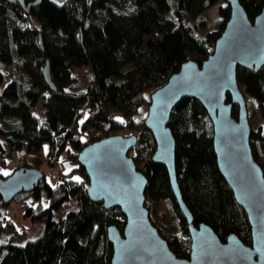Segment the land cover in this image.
I'll return each mask as SVG.
<instances>
[{
  "label": "trees",
  "instance_id": "1",
  "mask_svg": "<svg viewBox=\"0 0 264 264\" xmlns=\"http://www.w3.org/2000/svg\"><path fill=\"white\" fill-rule=\"evenodd\" d=\"M240 1L252 20L264 6V0ZM216 2V26L202 31L198 16ZM230 13L227 0H41L29 10L1 0L0 75L6 70L12 76L0 89L2 163L4 155L22 149L24 141L28 152L46 156L51 165L64 152L78 162V152L89 142L132 130L138 141L129 154L138 168L146 167V205L168 200L180 229L166 230L150 212L151 220L177 255L189 257L186 217L166 166L153 160L156 141L145 118L155 89L186 60L201 64L213 52ZM47 59L56 89L44 78ZM82 65L89 66L91 79L84 90H77L74 68ZM237 73L244 94L255 100L263 118L257 127L252 125L250 142L264 167V65L258 71L238 66ZM41 97L43 122L34 113ZM238 113L234 105L233 115ZM169 126L176 139L179 186L195 223L210 224L223 240L235 232L250 244L248 214L219 169L213 122L204 105L183 96L172 109ZM22 165L33 166L26 156L15 169ZM0 175L6 176L1 170ZM57 177L51 183L44 175L33 189L14 197L24 200L25 216L44 224L40 236L25 244L14 242L23 232L0 209V264H111L113 244L107 229L116 224L122 230L125 214L90 199L89 177L80 164ZM0 203L10 202L0 194Z\"/></svg>",
  "mask_w": 264,
  "mask_h": 264
},
{
  "label": "water",
  "instance_id": "2",
  "mask_svg": "<svg viewBox=\"0 0 264 264\" xmlns=\"http://www.w3.org/2000/svg\"><path fill=\"white\" fill-rule=\"evenodd\" d=\"M7 1L19 2L26 10L41 2ZM227 1L230 17L213 52L201 64L193 58L186 60L155 89L145 118L156 141L153 160L166 166L186 217L191 235L189 257L177 255L151 220L146 205L148 177L129 154L137 144L136 133L106 135L78 152V162L89 177L90 199L102 202L107 209L119 207L126 216L122 230L116 224L107 229L113 244L111 264H264V168L253 154L248 105L237 73L238 66L258 71L264 65V6L252 20L240 0ZM43 74L49 87L56 89L49 59ZM186 95L197 98L213 122L218 166L248 214L250 244L235 232L223 240L210 224H196L183 199L176 171V139L169 120L173 107ZM234 105L239 107L237 117L233 115ZM44 175L40 168L27 165L0 175L3 200L10 202L18 192L33 189Z\"/></svg>",
  "mask_w": 264,
  "mask_h": 264
},
{
  "label": "rangeland",
  "instance_id": "3",
  "mask_svg": "<svg viewBox=\"0 0 264 264\" xmlns=\"http://www.w3.org/2000/svg\"><path fill=\"white\" fill-rule=\"evenodd\" d=\"M219 13V3L216 2L207 8L203 13L198 16V19H202V31H205L209 28L215 27L217 23ZM74 72L79 77V84L76 87L77 90H84L87 83L91 79V70L89 66L82 65L80 67H75ZM12 77L8 73V71L4 70L0 75V88H2L8 81L9 78ZM242 89V87H241ZM243 90V89H242ZM245 93V97H246ZM248 99V111L251 126L257 127L260 122H263V118L260 116L257 110V103L254 99L247 96ZM44 98L41 97L35 107L34 113L38 116L39 122H43L46 119V112L43 103ZM7 118L14 120L15 117L12 115H8ZM122 134H132V130H125ZM15 153V152H14ZM130 153V152H129ZM7 157V156H6ZM67 154L64 152L61 156L62 163L67 159ZM20 157L15 153L14 158L9 160L7 163H2L0 159V170L5 173H10L13 171L19 164ZM32 164L36 167L40 168L44 173L46 178L51 183H56L58 177L52 172V167L46 156H37L31 159ZM65 163V162H64ZM63 163V165H64ZM66 166V165H65ZM264 168V167H263ZM27 200H32L31 196H26ZM46 203V201H45ZM24 200H17L13 198L9 204L0 203V209L5 212V214L12 218L15 222L17 229L22 231L21 235H18L14 238V242L19 244H25L27 240L40 236L44 232V224H41L38 221L32 220L31 217H27L24 215ZM14 207L17 208L14 211ZM151 215L155 217L159 223H162L166 230L178 232L180 229V221L176 216L174 209L168 200H160L156 201L149 206Z\"/></svg>",
  "mask_w": 264,
  "mask_h": 264
},
{
  "label": "crops",
  "instance_id": "4",
  "mask_svg": "<svg viewBox=\"0 0 264 264\" xmlns=\"http://www.w3.org/2000/svg\"><path fill=\"white\" fill-rule=\"evenodd\" d=\"M11 76V75H10ZM12 79V77H10L9 78V81ZM3 88V87H2ZM2 88H0V89H2ZM20 157V160H19V164L20 163H22V159L26 156V157H28V158H30V160L32 159V158H35V157H37V156H39V155H37V154H35V153H30V152H28L27 150H25V151H21L20 150V152H19V150H16V151H8L5 155H4V157H5V159H6V163L9 161V160H11L12 158H14V154L15 153ZM7 156V157H6ZM60 165L62 166V168L65 170V171H69L70 169H72V168H75V167H78V162L76 161V160H74V159H71V158H67L63 163H64V165H63V163H62V160L60 159ZM18 164V165H19ZM33 165V164H32ZM66 165V166H65ZM33 166H35V165H33Z\"/></svg>",
  "mask_w": 264,
  "mask_h": 264
},
{
  "label": "built area",
  "instance_id": "5",
  "mask_svg": "<svg viewBox=\"0 0 264 264\" xmlns=\"http://www.w3.org/2000/svg\"><path fill=\"white\" fill-rule=\"evenodd\" d=\"M27 144H28V141H24V146H23V148L22 149H19V152H20V150L21 151H25L26 150V146H27ZM60 161V160H59ZM57 162L55 165H53V167H52V172L56 175V176H61L62 175V171L64 170L63 168H62V166L60 165V162ZM139 168L140 169H143L142 171H144L145 169H146V167L143 165V164H140L139 165ZM17 210V208L16 207H14V211H16Z\"/></svg>",
  "mask_w": 264,
  "mask_h": 264
},
{
  "label": "snow or ice",
  "instance_id": "6",
  "mask_svg": "<svg viewBox=\"0 0 264 264\" xmlns=\"http://www.w3.org/2000/svg\"><path fill=\"white\" fill-rule=\"evenodd\" d=\"M0 143H2V142H0ZM45 147H47V146H45ZM5 175H7V173H5ZM74 179L79 180L80 178L79 177H75ZM0 243H4V241H0Z\"/></svg>",
  "mask_w": 264,
  "mask_h": 264
}]
</instances>
